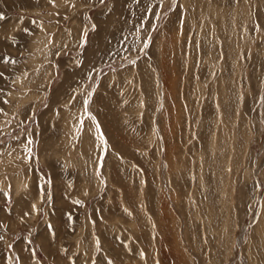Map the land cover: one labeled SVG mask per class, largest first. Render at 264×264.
<instances>
[{
    "label": "rangeland",
    "instance_id": "374dc122",
    "mask_svg": "<svg viewBox=\"0 0 264 264\" xmlns=\"http://www.w3.org/2000/svg\"><path fill=\"white\" fill-rule=\"evenodd\" d=\"M0 14V264H264V0Z\"/></svg>",
    "mask_w": 264,
    "mask_h": 264
},
{
    "label": "snow or ice",
    "instance_id": "6c2138e0",
    "mask_svg": "<svg viewBox=\"0 0 264 264\" xmlns=\"http://www.w3.org/2000/svg\"><path fill=\"white\" fill-rule=\"evenodd\" d=\"M54 2V0H53ZM101 2H103V0H101ZM0 19H4V16L2 14H0ZM0 75H2V73H0Z\"/></svg>",
    "mask_w": 264,
    "mask_h": 264
}]
</instances>
